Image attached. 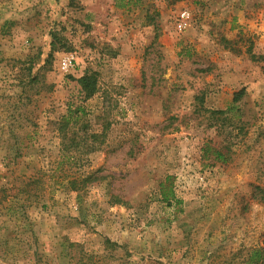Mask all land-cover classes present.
<instances>
[{
  "label": "rangeland",
  "instance_id": "1",
  "mask_svg": "<svg viewBox=\"0 0 264 264\" xmlns=\"http://www.w3.org/2000/svg\"><path fill=\"white\" fill-rule=\"evenodd\" d=\"M77 112L66 140L99 149L58 165L56 121ZM257 249L264 0H0V264H264Z\"/></svg>",
  "mask_w": 264,
  "mask_h": 264
},
{
  "label": "trees",
  "instance_id": "2",
  "mask_svg": "<svg viewBox=\"0 0 264 264\" xmlns=\"http://www.w3.org/2000/svg\"><path fill=\"white\" fill-rule=\"evenodd\" d=\"M80 83L85 93L84 97L89 98L93 96L95 92L97 91L96 72H91V73L87 72L84 76L80 78ZM236 99H238V97H236ZM80 118L81 116L78 112L75 115H73L72 113H69V114L63 115L61 118H59V120L56 121L59 131L63 137L62 160L58 162V165H62L65 161H71L72 160L71 158H73L74 160H77L76 157H74L73 154H71L72 151L74 152L75 150H77L80 152L90 153V152H94L99 149V144L97 143V141L99 137L102 136V133H97V132L89 133L88 137L93 138L92 142H87L88 140L87 136L85 137V139L83 138L78 139L77 132H73L74 136L71 139L69 138L70 139L69 141L66 140L68 138L67 128H69L70 123L72 122V120L78 121V119ZM68 154H71L72 156L70 155L67 156ZM91 178H92V175L82 176V178L80 179L77 178L76 180H72L71 183L77 186V188L79 189V186L76 185L77 183L81 185L80 187L82 186L84 187ZM169 180H170V177L168 176L166 180L162 183L161 194L163 196L164 201L167 202L168 205H172L171 199L175 196V194L171 188L167 189V187L165 186V184H167ZM261 251L262 250L260 249L255 250L252 258L254 259L255 257L257 258V256H260L262 259H264V256H262Z\"/></svg>",
  "mask_w": 264,
  "mask_h": 264
},
{
  "label": "built area",
  "instance_id": "3",
  "mask_svg": "<svg viewBox=\"0 0 264 264\" xmlns=\"http://www.w3.org/2000/svg\"><path fill=\"white\" fill-rule=\"evenodd\" d=\"M191 19V14L187 10H182L178 12L176 16V26L178 30H184L187 28L188 23ZM61 67L63 70L68 71L75 67L76 65V54L75 52H70L65 54L61 61Z\"/></svg>",
  "mask_w": 264,
  "mask_h": 264
}]
</instances>
